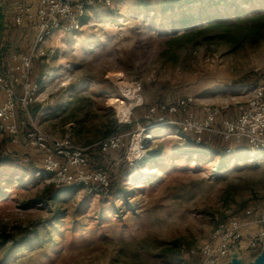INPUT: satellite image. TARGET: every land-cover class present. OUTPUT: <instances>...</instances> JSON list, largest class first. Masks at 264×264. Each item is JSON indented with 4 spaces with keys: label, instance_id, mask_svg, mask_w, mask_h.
<instances>
[{
    "label": "rangeland",
    "instance_id": "374dc122",
    "mask_svg": "<svg viewBox=\"0 0 264 264\" xmlns=\"http://www.w3.org/2000/svg\"><path fill=\"white\" fill-rule=\"evenodd\" d=\"M260 15L264 0H119L90 11L80 30L50 35L32 65L40 89L28 116L15 109V142L0 129V264H187L216 218L264 208V150L197 145L144 117L157 103L243 101L264 85V16L253 31V21L232 22ZM206 16L222 28L202 27ZM29 120L52 138L68 135L86 173L108 185L56 186L28 143ZM110 137L118 146L101 152Z\"/></svg>",
    "mask_w": 264,
    "mask_h": 264
},
{
    "label": "built area",
    "instance_id": "2783aa9c",
    "mask_svg": "<svg viewBox=\"0 0 264 264\" xmlns=\"http://www.w3.org/2000/svg\"><path fill=\"white\" fill-rule=\"evenodd\" d=\"M119 0H32L20 2L14 17L16 26L28 24L35 35L25 52H11L0 62V129L15 142L19 132L15 121L18 104L27 112L31 97L40 89L31 78L32 65L43 57L41 45L55 31L75 32L83 26V18L100 7H113ZM20 87L21 95L17 88ZM28 116V112L26 113ZM128 114H120V125L130 122ZM146 119L156 120L168 127L179 129L194 143L206 144L212 140L222 142L245 141L249 146L264 150V85L256 86L243 101L222 104L197 103L192 96L175 102L157 103L144 114ZM27 133L28 143L42 155V173L51 174L56 186H83L95 183L96 187L108 185L105 174H87L83 149L73 148L69 136L55 139L33 125ZM138 129L141 127L138 125ZM133 139V138H132ZM136 140V139H134ZM121 141V136H120ZM119 138H106L100 142L101 152L114 150ZM74 149L73 151H67ZM230 149H226L229 151ZM209 240L197 251L187 264H219L228 258L231 249L237 246L243 257L256 254L264 240V212L248 207L225 220L216 218ZM254 226L257 230H253Z\"/></svg>",
    "mask_w": 264,
    "mask_h": 264
},
{
    "label": "crops",
    "instance_id": "0c3cea01",
    "mask_svg": "<svg viewBox=\"0 0 264 264\" xmlns=\"http://www.w3.org/2000/svg\"><path fill=\"white\" fill-rule=\"evenodd\" d=\"M23 1L30 2L32 0H0V54L4 53V60L14 47H24L29 39L32 41L34 38V31L28 24L16 26L14 23L17 6ZM23 50L17 49L16 51L23 52ZM258 211L264 212V208H258ZM253 230H257V227L254 226Z\"/></svg>",
    "mask_w": 264,
    "mask_h": 264
},
{
    "label": "trees",
    "instance_id": "16d2710c",
    "mask_svg": "<svg viewBox=\"0 0 264 264\" xmlns=\"http://www.w3.org/2000/svg\"><path fill=\"white\" fill-rule=\"evenodd\" d=\"M190 1V0H189ZM186 3H189L188 1L186 2ZM167 9L168 8H172L173 7V3L171 2V3H169V5H166L165 6ZM165 10V9H164ZM262 16H264V15H260V16H246V17H237L236 19H234L232 22H250V21H253L252 22V28L250 29L251 31H253V29L255 28V26L257 25V23H254L256 20H257V18H259V17H262ZM201 19V21H204V22H202V24L204 25V26H202V27H207L208 29H211V28H222V26H223V23L224 22H221L222 20V18H219V17H200ZM191 20V17H185V18H182V19H180L179 20V22L182 24V25H184V27H188V23H189V21ZM118 127H121V125L120 126H118Z\"/></svg>",
    "mask_w": 264,
    "mask_h": 264
},
{
    "label": "water",
    "instance_id": "95a60500",
    "mask_svg": "<svg viewBox=\"0 0 264 264\" xmlns=\"http://www.w3.org/2000/svg\"><path fill=\"white\" fill-rule=\"evenodd\" d=\"M219 264H264V240L259 251L253 256L243 257L237 246H235L229 251L227 260Z\"/></svg>",
    "mask_w": 264,
    "mask_h": 264
}]
</instances>
